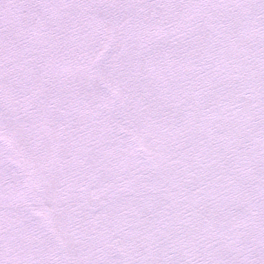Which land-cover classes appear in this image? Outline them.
Masks as SVG:
<instances>
[{"label":"snow or ice","instance_id":"snow-or-ice-1","mask_svg":"<svg viewBox=\"0 0 264 264\" xmlns=\"http://www.w3.org/2000/svg\"><path fill=\"white\" fill-rule=\"evenodd\" d=\"M0 264H264V0H0Z\"/></svg>","mask_w":264,"mask_h":264}]
</instances>
